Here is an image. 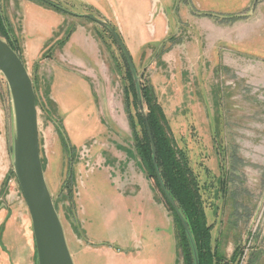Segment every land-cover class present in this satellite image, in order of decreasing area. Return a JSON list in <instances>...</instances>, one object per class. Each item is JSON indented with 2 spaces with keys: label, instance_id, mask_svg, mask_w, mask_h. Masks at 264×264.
<instances>
[{
  "label": "rangeland",
  "instance_id": "obj_1",
  "mask_svg": "<svg viewBox=\"0 0 264 264\" xmlns=\"http://www.w3.org/2000/svg\"><path fill=\"white\" fill-rule=\"evenodd\" d=\"M42 1L0 0V17L33 80L45 179L74 263L185 264L136 147L149 107L118 41L88 15L154 87L201 186L213 251L264 264V0H45L68 13ZM15 119L0 72V264H39Z\"/></svg>",
  "mask_w": 264,
  "mask_h": 264
},
{
  "label": "water",
  "instance_id": "obj_2",
  "mask_svg": "<svg viewBox=\"0 0 264 264\" xmlns=\"http://www.w3.org/2000/svg\"><path fill=\"white\" fill-rule=\"evenodd\" d=\"M87 17L107 27L118 41L134 75L139 99L142 102L136 68L123 41L107 22L94 16L87 15ZM0 72L4 75L12 96L14 118H16L13 143L14 170L30 211L39 264H75L67 243L64 227L60 222L61 219L45 179L40 156L38 110L33 80L19 54L1 37ZM141 112L147 122L143 105H141ZM149 137L152 141L150 130ZM152 149L158 183L183 225L193 249L195 264H199L196 245L187 221L167 192L162 181L163 178L157 168L156 149L153 142Z\"/></svg>",
  "mask_w": 264,
  "mask_h": 264
},
{
  "label": "trees",
  "instance_id": "obj_3",
  "mask_svg": "<svg viewBox=\"0 0 264 264\" xmlns=\"http://www.w3.org/2000/svg\"><path fill=\"white\" fill-rule=\"evenodd\" d=\"M42 2L63 11L58 6L49 4L45 1ZM4 22V19L0 17V37H4L13 50L16 51V53H19L18 48H16V43L9 37L10 29L8 30ZM120 49L122 50L121 46ZM123 55L128 64L124 52ZM128 67L130 70L129 78L131 81L132 92L138 98L137 85L133 81L134 75L129 64ZM139 86L141 98L149 107L147 114L148 123L142 116L143 134L140 139H137L138 142L136 143L139 155L144 161V164L151 176L157 181V174L153 163V142L156 149L157 168L163 178L162 181L167 192L187 221L196 245L199 264H230L223 258V256L219 255L216 250L213 251L211 247L212 227L209 225L204 211V200L201 192V186L191 167L188 154L183 149H180L177 145H175L168 118L162 105L158 101L159 99L156 96L154 87L152 85H148L146 87V85L142 83H139ZM148 126L152 135V141L149 137ZM156 184L160 189L169 209L172 211L173 216L175 217L179 245L183 251L184 262L185 264H195L193 249L183 225L175 210L168 202L159 183L157 182Z\"/></svg>",
  "mask_w": 264,
  "mask_h": 264
},
{
  "label": "crops",
  "instance_id": "obj_4",
  "mask_svg": "<svg viewBox=\"0 0 264 264\" xmlns=\"http://www.w3.org/2000/svg\"><path fill=\"white\" fill-rule=\"evenodd\" d=\"M256 75H257V81H259L260 83H261V85H262V87H264V72L263 71H261V68H260V72L259 73H256ZM262 77V78H261ZM174 243V242H173ZM86 248L87 247H89V246H85ZM110 248V247H109ZM108 251L106 252V253H111L112 255H114V257H116V258H120V257H124V256H122L123 255V253H124V249H120V248H117V249H115V250H110V249H108V248H106ZM97 250V249H96ZM122 261H125V260H122ZM171 261H172V259H171ZM118 263V262H117ZM116 263V264H117ZM121 263V262H120ZM124 263H126V261L124 262ZM155 264H157V263H155Z\"/></svg>",
  "mask_w": 264,
  "mask_h": 264
},
{
  "label": "flooded vegetation",
  "instance_id": "obj_5",
  "mask_svg": "<svg viewBox=\"0 0 264 264\" xmlns=\"http://www.w3.org/2000/svg\"><path fill=\"white\" fill-rule=\"evenodd\" d=\"M45 1V0H44ZM46 2V1H45ZM57 6V5H56ZM62 9V8H61ZM63 11H65V13H68V11H66V10H64V9H62Z\"/></svg>",
  "mask_w": 264,
  "mask_h": 264
}]
</instances>
